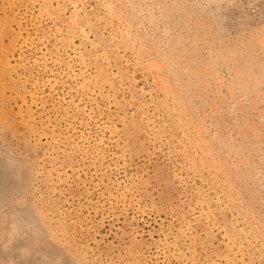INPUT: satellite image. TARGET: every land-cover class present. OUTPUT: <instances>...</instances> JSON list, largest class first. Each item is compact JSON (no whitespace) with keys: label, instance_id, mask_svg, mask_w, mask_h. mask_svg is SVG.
Masks as SVG:
<instances>
[{"label":"rangeland","instance_id":"rangeland-1","mask_svg":"<svg viewBox=\"0 0 264 264\" xmlns=\"http://www.w3.org/2000/svg\"><path fill=\"white\" fill-rule=\"evenodd\" d=\"M0 264H264V0H0Z\"/></svg>","mask_w":264,"mask_h":264}]
</instances>
